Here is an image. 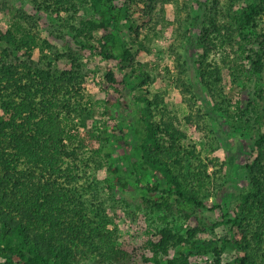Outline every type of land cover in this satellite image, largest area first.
<instances>
[{"label":"trees","instance_id":"obj_1","mask_svg":"<svg viewBox=\"0 0 264 264\" xmlns=\"http://www.w3.org/2000/svg\"><path fill=\"white\" fill-rule=\"evenodd\" d=\"M32 1L39 10L61 18L72 28L84 54L98 55L107 62L104 93L98 103L104 105L109 117L121 116L122 120L110 123L100 119L103 115L97 116L96 105L86 99L80 58L75 56L73 67L62 71L36 65L32 56L39 33L34 25L13 19L9 27L0 26V264H193V256L210 251L215 255L214 264H222L227 249L234 250L238 264H264V112L254 99L259 90H254L245 105L239 104L234 114L225 109V104H235L238 79L252 75L251 69L264 71V26L260 23L264 0L241 8H237L238 0H229L225 11V28L239 44L236 57L227 61L236 78L232 97L216 101V105L254 131L253 159L246 163L248 191L241 194L235 214L220 204L214 206L219 223L229 225L230 233L221 238L200 236L206 229L198 222L187 234L165 226L159 239L150 242L149 254L120 241L110 227L112 221L103 207L102 187L96 177L93 184L84 186L96 209L90 210L86 199L80 198L82 160L77 150L91 145L89 137L104 140V145L92 148L93 154L103 152L95 165L105 170L102 181L107 189H132L152 208L178 205L188 216L206 207V198L218 184L219 163L184 146L182 139L187 133L177 126L166 106L159 109V118L153 117L154 109L164 101L160 94L149 98L133 93L152 78L149 71L135 66L133 44L142 43L138 41L141 25H134L137 21L128 5H117V0H87L91 15L79 18L76 0ZM75 19L78 25L73 24ZM151 21H143L150 24L146 37L154 30ZM216 22L213 19L220 31L222 26ZM256 28L262 39L249 47ZM220 41L229 42L226 38ZM2 42L8 47H2ZM203 42L199 63L209 66L204 67L202 79L214 96L223 71L208 62L207 56L219 43L211 36ZM21 51L29 61L17 54ZM48 63L52 65V59ZM181 69L179 72L185 73ZM179 78L190 106L186 122L194 126L197 118V127L214 142L207 113L199 107L191 85ZM131 79L136 85L130 89ZM75 116L86 136L79 134Z\"/></svg>","mask_w":264,"mask_h":264},{"label":"rangeland","instance_id":"obj_2","mask_svg":"<svg viewBox=\"0 0 264 264\" xmlns=\"http://www.w3.org/2000/svg\"><path fill=\"white\" fill-rule=\"evenodd\" d=\"M217 1L216 4L212 0L116 1L117 5H128L130 13L133 12V17L137 21L134 25H141L138 41L142 43L133 44L134 62L136 67L149 71L152 78L141 89L134 88L133 93H143L149 98L160 94L164 101L154 109L153 117L159 118L162 111L159 109L166 106L169 114L176 118L177 126L187 133V136L182 139L184 146L188 149H197L203 157L216 158L219 163L218 167L221 169L220 173L217 172L218 184L213 186L211 196L205 200L206 207L197 208L188 216L178 205L171 209L152 208L144 203L140 195L133 194L132 189L127 191L107 189L102 181L106 172L95 165L96 159L102 160L104 157L103 152L93 154L92 148L104 145V140L89 137L90 139L87 140H91L92 146L77 150L80 160H82L80 162L82 178L79 180L80 198L86 199L90 210L96 209L90 190L84 189V186L89 183L93 184L96 177L98 184L102 187L100 195L104 203L103 207L112 221L110 227L114 229L120 241L125 240L134 244L147 254L151 252L150 242L159 239V231L165 226L171 227L178 233L187 234L188 229L198 222L206 229L200 233V236L221 238L229 235L230 226L219 223V214L214 206L220 204L225 211L235 214V207L241 194L247 192L250 187L246 163L249 159H253V157L251 158V149L254 131L246 129L242 121L228 116L225 110L219 109L216 105V101L232 97L233 89L231 90V87L236 77L231 73L227 61L229 62V58L236 57L235 50L239 46L236 38L225 28L227 22L225 11L231 3L229 0ZM76 2L79 6L77 15L79 18L91 15L87 0H76ZM250 2L259 3L258 0H238L237 8ZM61 15L64 16L66 13L62 12ZM13 19L26 25L32 23L33 29L39 33L38 43L32 56L36 65L62 71L73 67L75 56L80 58L86 99H89L92 105H96L95 108L100 113L97 116L103 115L100 118L103 119L102 121L121 122V116L109 117L104 105L98 103V99L103 97L104 93L105 64L107 62L98 55L84 54V50L76 42L70 26L66 25L61 18L39 10L32 0H0V26L9 27ZM213 19L217 21L218 26H222L220 31L215 28ZM144 20H152L151 25H154V30L150 31L149 37H146L145 34L148 32L150 24L143 23ZM72 22H76L73 24L78 25V20L75 19ZM260 23L264 26V15L261 17ZM256 29L249 47L258 44V41L262 39L258 28ZM209 36L216 38L219 44L211 50L207 61L213 63V66L218 64L223 71L222 81L217 82L218 86L216 84L217 89L214 96L202 79L204 67L209 65L207 66L206 63L201 66L199 63L203 53V40ZM224 38L229 42L220 44V39ZM1 46L8 47V44L2 42ZM17 54L21 55L22 59L28 60L29 58L22 51ZM55 55H59L58 59H55ZM49 59H52L53 63L50 66ZM180 61L184 62V66ZM248 65L246 66L250 67ZM181 66L185 73L179 72L182 70ZM249 73L252 75H244L243 78L238 79V83L236 82L238 86L236 91L234 90L235 97L233 96L235 104L230 107L225 104V109L233 114L238 111L239 104L245 105L249 98H252L251 95L257 89L259 93L254 95V99L259 110L264 112V71L252 72L251 69ZM179 76L191 85L199 107H202L203 111L207 113V123L213 128L215 135L214 142L209 140L200 126L197 127V118L194 120V126L186 122L185 117L190 112V106L187 102L188 94L182 91L184 86L180 82ZM135 85L136 83L131 79L129 88L131 89ZM141 105L144 104L141 103ZM75 119L79 134L86 136L85 127L80 125L79 118L75 116ZM214 169L215 166L211 165L210 171ZM80 192L78 193L80 194ZM235 255L234 250H225L222 254V264H238ZM214 259L215 255L210 251L193 256L192 262L193 264H214Z\"/></svg>","mask_w":264,"mask_h":264}]
</instances>
